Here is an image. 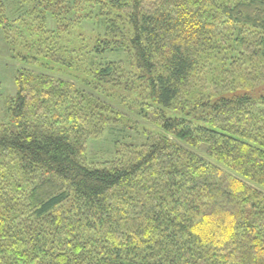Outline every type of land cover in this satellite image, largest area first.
<instances>
[{
    "label": "trees",
    "instance_id": "trees-1",
    "mask_svg": "<svg viewBox=\"0 0 264 264\" xmlns=\"http://www.w3.org/2000/svg\"><path fill=\"white\" fill-rule=\"evenodd\" d=\"M13 28L33 55L0 125V264H264V89L247 72L264 77V0H0ZM117 92L126 125L152 128L87 161L124 117Z\"/></svg>",
    "mask_w": 264,
    "mask_h": 264
},
{
    "label": "rangeland",
    "instance_id": "rangeland-1",
    "mask_svg": "<svg viewBox=\"0 0 264 264\" xmlns=\"http://www.w3.org/2000/svg\"><path fill=\"white\" fill-rule=\"evenodd\" d=\"M70 5V2H67L64 8H68ZM92 12L93 10H86L83 6H81L80 8H78L75 15L77 18L84 17L88 14L89 16L91 15V17H93ZM71 13L72 10L67 13L68 15L66 17H69ZM29 21L30 19L25 18L26 23H29ZM90 22L92 23V25L91 23H88L87 27L84 26L86 30L94 28V21ZM85 24L86 22H84V25ZM57 27L62 28L61 24H59ZM19 28L24 32L27 29L25 25H20ZM78 28L77 26H75L71 29V25L69 26V29L75 33V36H78V33L82 32L79 26ZM15 29L16 28H13V30L10 29L9 31H0V125L9 122L5 105L6 101L11 97H14L16 94V86L14 81L16 74L15 71L19 66L28 68L26 67L28 65L27 61L30 60V56L33 55L31 51L25 50L21 46L20 39L17 36L18 32H16ZM53 29L55 30L56 27ZM30 38L31 44L35 39L34 37ZM107 59L109 61H115L119 64H122L123 62L120 61H124L126 59V53H112L107 56ZM256 70L257 68H252L249 66L247 72L250 73L249 76L252 77V79L258 80L255 84V88H262L260 89V91H262L264 89V77L257 75L258 73L255 72ZM55 72L57 73V71ZM75 74H77V71L70 70L67 74L60 73L59 77L73 80L74 76L72 75ZM111 104L114 108L113 110L118 111L121 114L124 111V113L122 114L124 117L119 118V116H117L118 120L120 119V122L114 123L110 121V123L107 124L103 130L101 129L99 131V134H97L96 136H92L89 139L86 145L87 161L95 160V163H102L108 159H113L118 155L119 149H123V146L139 145L140 143H142L144 141L142 132L143 129L152 128V126L148 122L146 123L139 119L137 120V123L129 122V124L126 125L125 118H127L128 116H133L136 119V116L126 112V107H124L123 104L120 103L119 92L114 94V96L111 98Z\"/></svg>",
    "mask_w": 264,
    "mask_h": 264
}]
</instances>
